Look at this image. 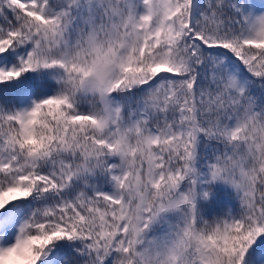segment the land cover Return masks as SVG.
Instances as JSON below:
<instances>
[{"label": "snow or ice", "instance_id": "6c2138e0", "mask_svg": "<svg viewBox=\"0 0 264 264\" xmlns=\"http://www.w3.org/2000/svg\"><path fill=\"white\" fill-rule=\"evenodd\" d=\"M0 264H264V0H0Z\"/></svg>", "mask_w": 264, "mask_h": 264}]
</instances>
